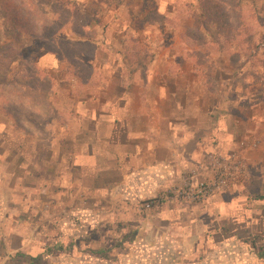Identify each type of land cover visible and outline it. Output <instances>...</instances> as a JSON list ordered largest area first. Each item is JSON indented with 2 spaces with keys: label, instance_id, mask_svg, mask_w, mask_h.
Masks as SVG:
<instances>
[{
  "label": "rangeland",
  "instance_id": "1",
  "mask_svg": "<svg viewBox=\"0 0 264 264\" xmlns=\"http://www.w3.org/2000/svg\"><path fill=\"white\" fill-rule=\"evenodd\" d=\"M0 45V264H264L247 218L264 215V0H0ZM149 70L183 94L150 150L129 137L115 162L93 131L101 87L118 71L145 111ZM169 114L203 142L169 146ZM224 114L231 153L211 131Z\"/></svg>",
  "mask_w": 264,
  "mask_h": 264
},
{
  "label": "crops",
  "instance_id": "2",
  "mask_svg": "<svg viewBox=\"0 0 264 264\" xmlns=\"http://www.w3.org/2000/svg\"><path fill=\"white\" fill-rule=\"evenodd\" d=\"M165 59H168V58H165ZM41 61L53 66L56 64L57 59L52 55L44 53V54H41ZM153 73L149 70V79L147 80V87H145V89L148 88V84L150 82V76L154 75ZM112 74H115V76L117 77L115 80L116 86L113 87L112 85H110L112 83L111 81L110 83L106 82V83H103L104 85L101 87V91L107 94L108 96L114 95V97L113 98L107 97L103 100L101 99L102 101L101 108L93 109V117L91 118V120L93 122V131L95 134H96L95 129L101 128L98 133H100L102 137L105 136V142L107 144L113 141L117 143L115 144L116 149H117V152H115L116 154L109 153V150L111 149H108L106 151L107 154L113 157L115 159V162H117V160H120L122 157V154H120V152H123V145L125 144L126 140H128L129 137L140 138L145 135V137H147L148 139V142L144 144L145 145L149 144L148 149L150 150L151 148L150 138L153 135H155V132H158V128L161 127V125H159L160 123L159 119H161L159 116V112L161 111V109H163L164 111H168V109H166L165 107L163 108L164 106L163 101L165 99L169 100L172 97L176 98L177 100H180L176 96L181 95L183 93H181L180 90H177L176 87L172 88L171 86L166 85V83L165 84L161 83L155 89L148 88L147 90H153V94H154L153 97H147L143 100L145 111L138 112L137 110L135 112L131 108V106H130V109L128 108L129 107V100H128L129 91H127L125 87L122 85L123 80L121 78L120 73H118V71H114L112 72ZM177 105H178L177 108L179 110L185 109V104L182 101L180 102L178 101ZM77 107L79 110L80 105H77ZM80 112L82 113V115H84L83 111L80 110ZM135 114L143 116V118L141 117L140 120H135L134 119ZM170 114H169L170 118L167 120V122L165 123L163 127L164 131H166L169 135V140H168L169 146L171 144L176 145V146L178 145L183 146L184 143H186L189 140H192L194 146L197 147L203 142L202 135L198 134V128L201 127L198 121L196 122L198 126L195 127V129L187 131L188 126H189L187 119L185 118L184 119H179V118L171 119ZM209 116L211 117V115ZM225 116L226 115L224 114L222 116H219L216 119V121L214 122V126L211 127V131L216 136L214 140L217 141V146L222 148L224 146L223 141L226 140L227 147L225 146L224 149L226 153H231L232 151H230L229 145L231 146L230 142H232L234 139L233 133H232L233 130L227 127V120L229 118ZM137 125L140 128L145 126L146 130L144 129L141 130L140 128L134 130L133 128L137 127ZM247 142L248 143L250 142L249 144L252 147L258 148V145L256 146L257 139H254L253 141L248 140ZM141 147L142 145L140 144L139 141L135 142V144H133L132 156L139 155ZM90 148H94V147H92L91 145L89 149ZM222 151L224 152L223 149ZM93 153L95 152L89 151V155L84 153V155L81 157L94 158L95 156H93ZM179 155H182V153H180ZM225 155L231 156L230 154H225ZM195 156H197V153L194 151L192 153V158H194ZM261 201L263 203L262 205H264V200H261ZM247 211H249L247 212V218H249V222L254 223L256 222L255 219L258 220L259 218H261L260 220L264 222V215L260 213V211L262 212V209L257 211L256 209L252 208ZM255 213L256 214L258 213V216H255ZM261 235L264 240V228H263V231L261 232ZM263 254L261 255L264 256Z\"/></svg>",
  "mask_w": 264,
  "mask_h": 264
},
{
  "label": "built area",
  "instance_id": "3",
  "mask_svg": "<svg viewBox=\"0 0 264 264\" xmlns=\"http://www.w3.org/2000/svg\"><path fill=\"white\" fill-rule=\"evenodd\" d=\"M208 189H210L209 184L207 182L201 181L196 183L194 188L192 187V190H194L193 195L199 198L200 196H203Z\"/></svg>",
  "mask_w": 264,
  "mask_h": 264
},
{
  "label": "trees",
  "instance_id": "4",
  "mask_svg": "<svg viewBox=\"0 0 264 264\" xmlns=\"http://www.w3.org/2000/svg\"><path fill=\"white\" fill-rule=\"evenodd\" d=\"M3 48H4V47H2V46L0 45V52H2ZM71 63H72V62H71Z\"/></svg>",
  "mask_w": 264,
  "mask_h": 264
}]
</instances>
